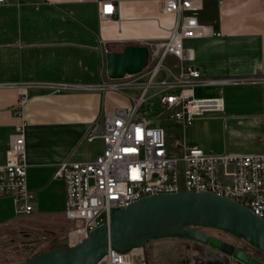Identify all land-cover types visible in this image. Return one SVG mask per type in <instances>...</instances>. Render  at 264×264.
Returning a JSON list of instances; mask_svg holds the SVG:
<instances>
[{
	"label": "crops",
	"instance_id": "obj_1",
	"mask_svg": "<svg viewBox=\"0 0 264 264\" xmlns=\"http://www.w3.org/2000/svg\"><path fill=\"white\" fill-rule=\"evenodd\" d=\"M4 1L0 4V164L6 160L16 126L22 123L25 180L35 200L32 211L22 214L13 197L0 192V230L20 232L31 226L56 235L66 223L73 224L63 215L64 181L54 176L58 163L94 160L104 145L99 137L86 138L92 121L105 111L131 107L148 81L138 80L147 74L143 69L131 74V83L119 90L104 87L102 82L110 81L107 53L126 44L147 46L166 39L176 16L163 12L156 0H120L117 11L104 18L99 16L98 0ZM201 4L199 22L219 34L184 39L193 50L186 62L205 78L228 79L192 88L195 96L219 98L221 107L205 110L186 124L171 118L178 125L165 131L214 154L259 151L264 123V0ZM167 62L176 72L177 59L168 57ZM173 76L167 80L174 82ZM150 87L160 91L159 86ZM22 91L27 100L16 111ZM228 170L227 166L219 170L224 184L232 181L225 174Z\"/></svg>",
	"mask_w": 264,
	"mask_h": 264
},
{
	"label": "built area",
	"instance_id": "obj_2",
	"mask_svg": "<svg viewBox=\"0 0 264 264\" xmlns=\"http://www.w3.org/2000/svg\"><path fill=\"white\" fill-rule=\"evenodd\" d=\"M120 0H98L99 16H111L118 9ZM165 13L176 18L166 39L147 43L148 60L144 70L149 73L143 85V93L135 97L129 108H118L101 113L90 124L86 138L99 137L103 141L102 152L90 161L58 163L55 177L64 181V218L73 223L62 244L73 245L87 236L88 230L132 201L149 194L178 191H208L229 197L264 218V123L260 136L261 149L256 152L214 154L198 146L188 145L178 136H169L162 127L139 113L144 93L151 85L160 87L159 100L170 118L183 124L193 116L208 109L221 107L219 98H196L193 86L222 84L224 77H203L200 71L186 61L193 50L184 45V39L207 34L218 35L209 25L198 20L203 0H156ZM4 0H0V4ZM221 4L223 0H216ZM168 57L177 59L174 72ZM164 78L154 81L159 71ZM174 75V82L167 80ZM131 74L122 78L103 81V86L118 89L129 85ZM27 100L22 91L15 106ZM23 124L15 128L6 160L0 164V192L13 197L17 212L29 214L33 209L35 192L26 184L25 140ZM227 166L230 184H224L218 174ZM136 248L119 252L109 248L96 264H135Z\"/></svg>",
	"mask_w": 264,
	"mask_h": 264
},
{
	"label": "water",
	"instance_id": "obj_3",
	"mask_svg": "<svg viewBox=\"0 0 264 264\" xmlns=\"http://www.w3.org/2000/svg\"><path fill=\"white\" fill-rule=\"evenodd\" d=\"M146 47L126 44L108 52V78L141 72L148 60ZM200 227L227 232L264 253V218L226 196L178 191L142 196L114 211L107 222L88 230L81 241L40 250L19 264H96L109 248L125 252L163 237H185L210 244L242 263L263 264L246 251L209 236Z\"/></svg>",
	"mask_w": 264,
	"mask_h": 264
},
{
	"label": "rangeland",
	"instance_id": "obj_4",
	"mask_svg": "<svg viewBox=\"0 0 264 264\" xmlns=\"http://www.w3.org/2000/svg\"><path fill=\"white\" fill-rule=\"evenodd\" d=\"M163 75L164 72L159 71L154 77V81L163 79ZM148 78L149 73L139 76L138 80L144 81ZM156 90V87L148 88L147 98L138 111L151 119L154 126H161L164 130L173 129L178 125V122L163 114L165 107L159 100L160 94L155 93ZM194 97L210 98L198 97L195 94ZM66 224V228L56 235L46 229H36L31 226L28 230L20 232L17 229L0 230V264H19L40 250L48 249L51 246L65 245L62 243L73 225ZM200 230L223 243H229L246 251L251 257L253 256L264 264V253L245 240L237 239L227 232L212 227H200ZM136 249L135 264H246L235 259L232 255L210 246V244H202L185 237L151 239L144 246Z\"/></svg>",
	"mask_w": 264,
	"mask_h": 264
}]
</instances>
